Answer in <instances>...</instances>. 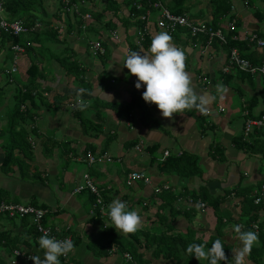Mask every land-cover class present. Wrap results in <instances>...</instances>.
<instances>
[{
  "label": "crops",
  "instance_id": "1",
  "mask_svg": "<svg viewBox=\"0 0 264 264\" xmlns=\"http://www.w3.org/2000/svg\"><path fill=\"white\" fill-rule=\"evenodd\" d=\"M117 1L120 5L115 14L103 9L105 0H93L88 5L101 14L100 20L96 18L97 21L93 22L101 37L79 43V34L67 29L68 22L61 26L51 21L53 26H59V40L44 33L42 27L39 31L46 46L34 41L33 49L18 53L16 59L11 48L6 49L5 44L0 47L1 200L45 206L48 212L44 223L58 236H70L74 243V250L66 258H59L61 264H182L187 257L184 251L181 250L179 259L155 258L156 244H151L152 237L145 240L144 236L159 232L185 234L189 228L203 243L210 235L216 234L218 228L220 238L230 247L226 256L232 264V251L241 246L238 239H233L236 235L233 225L242 224V230L246 231L245 221L250 216L242 214L240 196L246 193L252 197L264 184V146L249 152L237 147L234 141L243 134L246 117L264 114V101L260 98L261 76L252 74L254 77L250 81L240 77L241 73L235 67L223 71L228 64L229 49L217 40L208 42L203 35L190 37L185 29L177 28L169 34L173 42L186 52V71L191 74L196 91L215 99L206 113L193 109L164 118L155 104L143 100L144 87L136 89V77L122 67L127 49L138 41L141 32L134 23V16H129L126 1ZM160 1L174 13L209 24L216 6V0ZM225 1L232 4L230 11L216 26L222 28L226 38L228 23L238 20L241 37L244 33L254 32L264 39V21L255 17L256 9L264 8L263 2L249 5L245 0ZM57 8L55 1H52L51 10L45 4L50 20ZM152 13L156 18H151ZM158 16L159 10L151 9L148 20L143 23L145 30L142 32L150 43L140 47L139 52H147L152 36L165 31L156 24ZM107 19H111L113 26L103 22ZM71 23L75 22L68 25ZM113 30L119 40L114 39ZM92 40L101 41L105 49L103 55L91 51L89 42ZM54 44L66 46L69 56L59 58L55 54H42L41 49L48 50ZM258 51L263 53L264 47L259 46ZM26 54L35 58L32 60ZM66 57L75 60L82 71L77 82L60 63ZM32 61L40 68V76L34 83L28 82L27 74ZM14 63L16 72L5 73V69ZM225 75L233 78L225 80ZM218 82L227 89L222 95L216 93ZM27 87L33 90V102H22L19 98L20 91ZM81 88L91 93L84 96L91 106L83 112L73 106L75 90ZM104 92L111 94V101ZM247 103H251L250 110ZM27 107L28 111L23 112ZM83 118L96 124H86ZM259 132L264 140L263 130L255 128L252 134ZM139 142L143 143L140 150L135 148ZM19 145L22 149L17 147ZM9 147L11 149H7ZM87 150L97 156L91 165H86L84 156ZM166 150L168 155L183 153L195 157L198 173L183 178L176 172L161 171L160 163ZM8 151L21 164L14 162L11 170L6 172L1 164ZM22 169L25 170L22 172ZM133 170L138 171L141 178L126 184V175ZM83 172H88L97 185L105 212L108 203L115 198L126 202L128 210H135L134 204L140 206L136 210L142 218V227L137 231L139 242L135 241L138 253L133 252L131 260L125 257V250L112 249L114 244L103 243L107 229L104 225L111 226L107 231L110 236L114 227L106 214L96 215L91 211L94 201H90V192H73L81 182ZM146 177L149 182L144 181ZM164 185L168 188L165 189ZM160 187L164 189L157 194L155 191ZM199 190L208 194L206 201L191 195ZM167 193L177 198L171 206L165 205L162 200L165 196L161 197ZM213 198L221 199L220 224L214 208L207 202ZM201 202L205 203L204 207L200 206ZM256 214L258 217L254 223L258 226L259 222H264V209H259ZM18 219L0 215V264H34L16 256L15 249L44 258L37 242L41 234L36 232L29 217ZM114 234L121 233L116 231ZM258 242L253 246L259 245ZM246 260L247 264H264V257L259 263H254L249 256ZM221 263L227 264L226 261Z\"/></svg>",
  "mask_w": 264,
  "mask_h": 264
},
{
  "label": "trees",
  "instance_id": "2",
  "mask_svg": "<svg viewBox=\"0 0 264 264\" xmlns=\"http://www.w3.org/2000/svg\"><path fill=\"white\" fill-rule=\"evenodd\" d=\"M74 1V0H73ZM126 1V4L129 6V16H139L141 15L145 9L147 8V3L144 2V7L142 10H137L134 7V4L132 2V0H123ZM58 2V8L57 10H55L53 12V16L54 18L52 20H50L49 15L47 10L45 9V2L44 0H2V15L4 17H6L7 19H15V18H21L25 21V23L27 24H35V23H41L44 27V33H46L48 36H53V38L55 40H59L58 38V28H54L52 27L53 25L50 24L51 21H55V23L57 25H61L64 26L65 23L68 22H75L76 24H79L82 22V19L79 15H76L75 13H70L68 12L65 8H64V4L62 0H57ZM228 2V1H227ZM225 0H216V6L214 8L213 11V18L211 21V25L213 27H216V25L220 22V18L226 16L229 11H230V7H231V3L228 2L227 3ZM245 2H247L249 5H255L256 3H264V0H245ZM119 5L120 3L117 0H105V7L103 9L109 10L112 13H116V11L119 9ZM179 13L182 12V10H177ZM80 12H81V8H80ZM90 12L93 16V22H96L97 20H100V13H96L98 11L96 10H92L90 9ZM84 13V12H81ZM63 15V16H62ZM71 17H70V16ZM255 17L259 20V21H264V8H257L256 9V15ZM97 18V20H96ZM228 18H230V16H228ZM112 19V18H111ZM111 19H107L104 20L103 22H105V24L109 25V26H113V23L111 21ZM93 22L88 23L86 30L85 31H96L95 26L93 25ZM134 23L138 25V27L140 28V31L142 32L143 30V23L144 21L140 20L139 18H134ZM55 24V25H56ZM67 24V25H68ZM104 24V25H105ZM235 27L230 30L227 34V43L223 44L226 49H230L231 47H235L240 56L243 58H246L251 65H260L264 63V52H259L258 51V47L259 45L257 44L256 40H251L250 37H246L244 39L241 38H233L232 36L237 35L238 34V30H239V21L235 20ZM52 25V26H51ZM59 27V26H58ZM78 27V26H77ZM47 28V29H46ZM80 27L77 28L76 33L80 32ZM254 33V32H253ZM258 35V34H256ZM257 38H260L264 41L263 37H260L258 35ZM44 40V39H43ZM25 41H30L31 43L34 41L43 43L42 41V37L40 34V31H36V32H31L28 34H18V35H12L10 33L4 32L2 30H0V47L3 46V44L6 45V49L9 50L11 44L13 43H18L20 45H24L25 46V51L27 50H31L33 49L32 46H26ZM150 43V39L148 38L147 35H145L144 33V39L142 42H140V44H131L130 45V51H138V49L140 47H145ZM264 47V45L262 46ZM64 68L66 69L67 72L71 73V74H75L76 75H80L82 74V71L79 70L78 66H77V62L75 60H69V58L67 57V60L60 62ZM73 63H75L76 65H74ZM39 66L37 64V62H32L29 66V68L27 69V74H28V82H35V79L37 78V76H40V70H39ZM238 72L241 73L240 77H244V78H248L250 81L253 80L254 75H252L249 72H245L243 70H239ZM77 75V76H78ZM233 76L230 75H225L224 79H232ZM32 89L31 88H26L24 91L21 90L19 93V98L22 102L26 101V100H30L31 102H33L34 100V94H32ZM241 91V90H240ZM260 98L261 100L264 101V84L261 86L260 88ZM256 99V97H255ZM247 107L250 110V104L247 103ZM111 107H113V105H111ZM250 107V108H249ZM24 111H28V107L25 108ZM248 111V110H247ZM263 115V114H260ZM258 115V116H260ZM257 116V117H258ZM256 117V116H253ZM84 119V118H83ZM85 121H87L90 124H96L89 122L90 119H84L83 122L85 123ZM202 121H205L204 118H202ZM206 124V123H205ZM202 125V123H201ZM210 126V125H209ZM203 130H205V128H203ZM260 134L254 135L252 134V132L249 134L248 138L245 137L243 134H241L238 138H235V144L237 147H239L240 149L249 151V152H253L255 147L257 149H260V147L264 146V140H262L261 135H263L261 132H259ZM19 149H22V147L19 145L17 146ZM11 149V148H10ZM14 162H17L18 164H20V160L18 158L14 159L13 158V153L8 151L7 153L5 152L3 161H2V167L3 170H5L6 172H9L11 170V165L14 164ZM160 170L161 171H169V172H176L179 176L181 177H188L190 175H196L198 173V168H197V159L195 157H190V155L188 154H180L178 156H174V155H168L165 158L161 159V163H160ZM164 188L160 187L159 190H156L155 192L158 194L160 193ZM203 190H199V193H192L191 195L194 197H200L201 199L205 200L209 197L208 194L204 195ZM3 191L0 190V201L1 200V196H2ZM201 193V194H200ZM90 201H95V195L93 193L90 192ZM165 199H162L165 203V205L171 206L173 204V202L176 201V196L175 195H171V193H167V194H163L161 195V197H164ZM241 197V207H242V214L244 215H250L248 216L247 220L245 221V230H252L255 231V229L253 228L252 224L257 220L258 214H256L259 209H264V205L263 204H255L253 202V198L249 197L246 193ZM213 208L214 211L216 213L217 216V221L220 224L222 221L221 216L219 215V204L221 202L220 198H213L211 200L207 201ZM104 204V203H103ZM162 205V202L159 203L158 207H160ZM42 208H45V206H39ZM170 211L172 212V209H170ZM96 215H100V210L99 208L95 209ZM46 215V214H45ZM45 217V216H44ZM44 219H42V222H44ZM252 222V223H251ZM105 224V223H104ZM264 222L261 223L259 222L258 224V229L257 231H255L258 235V243L259 245L257 246H253L251 253L249 255V259H251L254 263H259L262 258L264 257ZM106 226V230H105V234H106V238L104 240L103 243H107L109 246L114 244L115 248H121V250H125V252L130 253L131 256L133 257V252L138 253L137 247L135 245V241L139 242V238H138V232H135L134 234H127L125 235L122 232H118L121 234H114V232L116 233V229L113 228L111 232H113V234L110 236L109 232H107L108 230H110V227L107 224H105ZM35 229V226H34ZM36 230V229H35ZM217 233L210 235L209 239L207 240V243L205 245L206 249L210 248L212 243L217 239H221L220 238V232L218 231V228H216ZM37 232V231H36ZM38 233V232H37ZM124 234V235H122ZM152 237V242L151 244L154 242L156 244V247H154L153 250V256L155 258L162 256L165 259H179L180 258V252L181 250L185 252V249L187 247V245L189 243H203L201 238H197L192 229H188L186 231L185 234H172V233H164V232H159L158 234L155 233H148L144 236L145 240H148V238ZM130 240H129V239ZM125 240V241H124ZM222 240V239H221ZM222 243L224 244V251L227 254H229V250L230 247L228 244H226L223 240ZM108 246V247H109ZM228 256V255H227ZM206 264H208V261H206ZM182 264H200L199 260H197L195 258L194 255H187V257L185 258V260L183 261ZM220 264L221 261H220Z\"/></svg>",
  "mask_w": 264,
  "mask_h": 264
},
{
  "label": "clouds",
  "instance_id": "3",
  "mask_svg": "<svg viewBox=\"0 0 264 264\" xmlns=\"http://www.w3.org/2000/svg\"><path fill=\"white\" fill-rule=\"evenodd\" d=\"M186 59L185 50L173 42V37L166 31H160L152 36L147 52L129 51L122 67H126L129 74L136 77V89L144 87L143 100L155 104L164 118H172L174 113L184 114L193 109L206 113L207 107L215 97L196 91L193 78L186 71ZM215 89L219 95L227 91L222 82H218ZM85 95H91L88 89L75 90L76 99L73 106L82 112L91 106V102L84 99ZM104 95L111 101V94L104 92ZM105 214L116 231L125 235L134 234L142 227L139 213L136 210H128L127 203L119 198L108 203ZM242 229V224L233 225L236 234L233 239H238L241 246L232 251V264H247L246 258L258 240L255 231ZM37 242L44 258L41 259L40 255L29 256L34 264H61L59 258L74 250L71 239L59 240L51 237L47 231L37 238ZM206 243L207 241L189 243L185 253L194 255L199 261L206 260L208 264H220V261L229 264L221 239L217 238L207 249Z\"/></svg>",
  "mask_w": 264,
  "mask_h": 264
},
{
  "label": "built area",
  "instance_id": "4",
  "mask_svg": "<svg viewBox=\"0 0 264 264\" xmlns=\"http://www.w3.org/2000/svg\"><path fill=\"white\" fill-rule=\"evenodd\" d=\"M64 4V8L70 12L75 13L76 15H79L82 19V22L79 23L78 27H80L81 30H86V27L88 23L93 22V16L90 11H85L84 13L80 12L79 7L85 6L86 4L90 5L92 4L93 0H62ZM134 7L137 10H142L144 7V2L147 3V8L141 15L135 16V18H139L142 21H147L148 16L151 13V9L159 10V16L156 19V24L159 28H162L164 30H167L169 33H173L177 28H183L185 29L188 34L191 37L203 35L208 39V42L211 40H217L221 44L227 43V38L225 37L223 30L220 26L213 27L211 24L205 22V21H197L193 20L186 15L183 14H177L172 12L169 8H167L165 5L161 3L160 0H132ZM2 0H0V30L10 33L12 35H18V34H28L31 32L39 31L43 25L41 23H35V24H27L25 21L21 18H15V19H7L2 15ZM93 10V7H89ZM63 16V15H62ZM52 26V25H51ZM144 26V25H143ZM53 27L58 28L57 25H54ZM235 27V22L231 21L227 25V29L230 31ZM59 30V29H58ZM143 30H145V27H143ZM141 32V31H140ZM139 32V33H140ZM112 35L114 39L119 40V36L116 33V30L112 31ZM250 37L251 40H256L257 44L259 46L264 45V41L260 38H257L258 36L253 33H244V35L241 37L239 32L237 35L232 36L233 38H241L244 39L246 37ZM144 39V32H141V35L136 41L137 44H140ZM26 46H31L32 43L30 41H25ZM91 51L94 54H103L105 49L102 46L101 41L99 40H92L89 42ZM10 48L15 52L13 57L14 59L17 58L18 53H22L25 51V46L20 45L18 43L11 44ZM130 51V48L127 49L128 53ZM139 52V51H137ZM229 67H235L239 70H243L245 72H249L251 74H257L258 76H261L264 78V64L260 65H251L250 62L246 59L240 56L238 50L235 47H231L228 51V64L223 68V71H228ZM17 65L14 63L10 66V68L5 69V73L12 74L16 72ZM206 80V78H203ZM248 112L245 111V114L247 115ZM261 129L264 131V114L260 115L258 117H246L244 121L243 126V135L246 137L251 132H253L254 129ZM143 145L142 142H139L135 145V148L140 150L141 146ZM168 151L163 152V158H165L168 155ZM85 161L87 165H91L96 160V155L91 151L87 150L85 152ZM141 178V175L138 171H130L127 173L125 178L126 184H131L134 180ZM145 182H149V178H144ZM165 189L168 188V185L163 186ZM83 190H88L89 192L93 193L95 195V201L93 203L92 212H95L96 208H99L100 214H105L104 206H103V200L102 196L100 194V191L91 178L90 174L88 172L82 173V179L81 182L78 183L75 188L73 189V192L78 193ZM156 190H159L156 189ZM253 202L255 204H263L264 205V184H262L258 190H256L253 194ZM201 207L205 206L204 202L200 203ZM47 209L35 206L33 204H23L18 202H12V201H0V214H5L8 217H29L32 224L35 226L36 231L43 235L45 231L49 233L51 237H55L56 239L63 240L65 238L71 239L70 236H66L64 234H56V231L54 232L52 228L47 227L43 224L42 219L44 218L45 214L47 213ZM255 231H257L258 226L257 224H252ZM14 254L18 257H24L28 260H30L28 257L31 256V254L24 253L21 249H15ZM67 256H61V258H66ZM125 257L128 260L132 259V256L130 253H125ZM32 261V260H31ZM15 261H11V263H14Z\"/></svg>",
  "mask_w": 264,
  "mask_h": 264
},
{
  "label": "rangeland",
  "instance_id": "5",
  "mask_svg": "<svg viewBox=\"0 0 264 264\" xmlns=\"http://www.w3.org/2000/svg\"><path fill=\"white\" fill-rule=\"evenodd\" d=\"M52 1H55L56 2V5L58 6V2H57V0H44V2H45V4H47V7H48V9L49 10H51V6H52ZM164 1H166V0H164ZM100 6H98V8H99ZM81 8V12H85V11H90V8H89V6H88V4H86L85 6H80L79 7V9ZM101 8V7H100ZM109 10H107V12H108ZM112 13V12H111ZM113 14V13H112ZM152 17L151 18H156V15H154L153 13H152V15H151ZM79 24H76V23H71V25H67V29L68 30H70L71 29V32L72 33H74V32H76V30H77V26H78ZM103 29H105V27L103 28ZM102 30V29H101ZM79 34V43L81 42V40H87V39H89V40H91V39H94V38H98V37H101V33H99V32H96V31H84V30H80V32L78 33ZM67 42V41H66ZM82 43V42H81ZM43 45L44 46H46V43H44V41H43ZM36 50L38 49V48H35ZM42 51H43V53L42 54H44V52H45V55H48V56H50V54L51 55H53V54H55V55H57L59 58L61 57V56H69L68 55V53H69V50H68V48L66 47V46H60V45H57V44H54V47L53 46H50L49 47V49L48 50H45V47L43 48V49H41ZM54 52V53H53ZM28 57H30L32 60L35 58L32 54H26ZM57 57V59H59ZM65 60H67V57L65 58ZM35 61H36V59H35ZM32 62H34V61H32ZM61 65V64H60ZM59 67V66H58ZM60 68V67H59ZM60 70L58 69V72H59ZM61 72V71H60ZM78 75V74H77ZM76 75V73L74 74H71V76H73L74 77V79H77V76ZM260 80H261V83H262V85L264 84V79L261 77L260 78ZM78 81V79L76 80V82ZM5 87H9V86H5ZM7 88H5V90H7ZM236 99H238V97H236ZM58 100H61L60 98H58ZM84 117H85V115H84ZM85 123L87 124L88 122L87 121H85ZM9 144V143H8ZM7 149H10V147L9 148H7ZM21 164V163H20ZM25 169H22V172L24 171ZM134 208H135V210H139L140 209V206L138 205V204H134ZM129 210H131V209H129ZM133 210V209H132ZM0 215H5V214H0ZM17 221H19V219H18V217H14ZM43 224L45 225V226H47V227H50V226H48V225H46L44 222H43ZM106 225H104V227H105ZM51 228V227H50ZM258 241V240H257ZM199 263L200 264H206V262H205V260H202V261H199Z\"/></svg>",
  "mask_w": 264,
  "mask_h": 264
},
{
  "label": "bare ground",
  "instance_id": "6",
  "mask_svg": "<svg viewBox=\"0 0 264 264\" xmlns=\"http://www.w3.org/2000/svg\"><path fill=\"white\" fill-rule=\"evenodd\" d=\"M70 16V15H69ZM147 23V22H146ZM166 31V30H165ZM169 33V32H168ZM191 37V36H190ZM105 52V51H104ZM103 55V54H102ZM87 165V164H86Z\"/></svg>",
  "mask_w": 264,
  "mask_h": 264
}]
</instances>
